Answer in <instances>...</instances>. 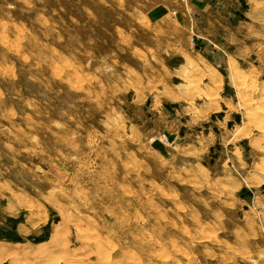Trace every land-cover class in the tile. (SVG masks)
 <instances>
[{
    "label": "rangeland",
    "instance_id": "374dc122",
    "mask_svg": "<svg viewBox=\"0 0 264 264\" xmlns=\"http://www.w3.org/2000/svg\"><path fill=\"white\" fill-rule=\"evenodd\" d=\"M192 3L0 0V264H264V62Z\"/></svg>",
    "mask_w": 264,
    "mask_h": 264
},
{
    "label": "crops",
    "instance_id": "0c3cea01",
    "mask_svg": "<svg viewBox=\"0 0 264 264\" xmlns=\"http://www.w3.org/2000/svg\"><path fill=\"white\" fill-rule=\"evenodd\" d=\"M192 1L190 6L192 8L195 7L209 13L211 11L219 13V21L217 22L219 27V57L221 61L226 63L231 74L235 75L234 70H238L247 75H259L261 72L257 67L240 68L239 61L260 59L264 62V0ZM259 84L260 91L259 88L255 89L251 83L249 86L247 85L242 97L238 99L239 104L245 105L246 102H254L260 95L264 96V82ZM247 93H253V98L245 100L244 96ZM258 94L259 96H257ZM210 96L207 94V97Z\"/></svg>",
    "mask_w": 264,
    "mask_h": 264
},
{
    "label": "bare ground",
    "instance_id": "6f19581e",
    "mask_svg": "<svg viewBox=\"0 0 264 264\" xmlns=\"http://www.w3.org/2000/svg\"><path fill=\"white\" fill-rule=\"evenodd\" d=\"M249 97H251V95H250ZM245 99H247V97H246ZM83 235H84V234H83ZM48 244H49V243H48ZM60 244H61V243H57V244H56L57 246H55V247L53 246L54 248H53V247H52V248H53V249H57V248L61 249V248H60ZM62 244H63V243H62ZM58 245H59V246H58ZM49 248H50V247L45 246V247L42 248L41 251L48 250ZM57 250H58V249H57ZM42 253H43V252H42ZM76 261H77V260H76ZM77 262H78V261H77Z\"/></svg>",
    "mask_w": 264,
    "mask_h": 264
}]
</instances>
